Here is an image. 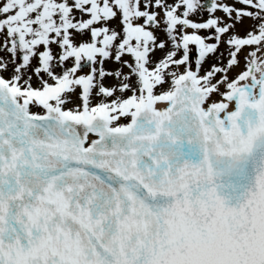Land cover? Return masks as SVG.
<instances>
[{
  "label": "snow or ice",
  "instance_id": "obj_1",
  "mask_svg": "<svg viewBox=\"0 0 264 264\" xmlns=\"http://www.w3.org/2000/svg\"><path fill=\"white\" fill-rule=\"evenodd\" d=\"M0 264H264V0H0Z\"/></svg>",
  "mask_w": 264,
  "mask_h": 264
},
{
  "label": "rangeland",
  "instance_id": "obj_2",
  "mask_svg": "<svg viewBox=\"0 0 264 264\" xmlns=\"http://www.w3.org/2000/svg\"><path fill=\"white\" fill-rule=\"evenodd\" d=\"M221 15H222V13H221ZM250 23H251L250 21H248V20H244V22H243L242 24H238V25H237L236 31H237V32H243V30H244L245 28H247L248 25H249ZM202 34H203V33H202ZM193 56H194V54H193Z\"/></svg>",
  "mask_w": 264,
  "mask_h": 264
},
{
  "label": "bare ground",
  "instance_id": "obj_3",
  "mask_svg": "<svg viewBox=\"0 0 264 264\" xmlns=\"http://www.w3.org/2000/svg\"><path fill=\"white\" fill-rule=\"evenodd\" d=\"M217 15H221V13H217Z\"/></svg>",
  "mask_w": 264,
  "mask_h": 264
},
{
  "label": "flooded vegetation",
  "instance_id": "obj_4",
  "mask_svg": "<svg viewBox=\"0 0 264 264\" xmlns=\"http://www.w3.org/2000/svg\"><path fill=\"white\" fill-rule=\"evenodd\" d=\"M106 66H108V65H106Z\"/></svg>",
  "mask_w": 264,
  "mask_h": 264
}]
</instances>
